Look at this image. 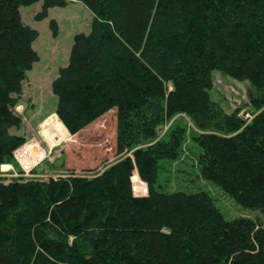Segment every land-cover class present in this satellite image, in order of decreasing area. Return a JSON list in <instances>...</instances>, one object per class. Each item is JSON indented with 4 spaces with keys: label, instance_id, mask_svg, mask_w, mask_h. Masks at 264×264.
I'll list each match as a JSON object with an SVG mask.
<instances>
[{
    "label": "trees",
    "instance_id": "obj_1",
    "mask_svg": "<svg viewBox=\"0 0 264 264\" xmlns=\"http://www.w3.org/2000/svg\"><path fill=\"white\" fill-rule=\"evenodd\" d=\"M39 1L0 0V264H264L259 218L227 219L207 192L157 187L184 137L177 126L160 138L162 127L184 114L199 130L201 176L264 212V0H76L93 20L52 82L55 113L75 134L115 109L120 158L92 177L8 179L2 167L27 141L16 108L40 58L20 9ZM70 2L43 0L35 19ZM214 70L249 82L250 121L211 98ZM37 147L23 155L40 160ZM135 171L147 195H135Z\"/></svg>",
    "mask_w": 264,
    "mask_h": 264
},
{
    "label": "rangeland",
    "instance_id": "obj_2",
    "mask_svg": "<svg viewBox=\"0 0 264 264\" xmlns=\"http://www.w3.org/2000/svg\"><path fill=\"white\" fill-rule=\"evenodd\" d=\"M42 2L43 0L22 6L20 9L23 20L39 31L33 46L40 58L28 71L27 78L23 82L21 104L16 108L17 113L22 117L23 125L14 132L27 137L23 145L36 144L38 149L45 151V155L37 161L36 154L21 156L23 149L21 155L14 154V163L2 165V175L8 179L19 176L49 179L67 177L71 174L92 177L120 158L116 144V110L108 111L75 134H71L62 122L69 136L66 138L67 132L65 138L54 145L51 140L54 132H60V122L53 120L56 121L55 126L49 128L48 133L44 132V123L51 115L56 114L57 98L52 91V82L58 76L60 68L65 67L69 62L75 35L80 32H90L93 13L84 3L75 0L66 7L51 8L48 17L36 20L35 15L40 11ZM52 20L57 21L56 33L52 27ZM212 78L211 98L226 112L239 108L240 115L250 121L257 111L250 105L249 82L233 78L220 70H214ZM177 126L184 129L180 156L173 161H163L158 174L157 187L168 191L207 192L227 219L259 218L264 223V212L243 207L218 185L201 176L198 165L201 147L194 138L199 130L188 116L184 114L174 116L162 127L160 138H167L171 130ZM134 177L137 178L133 183L136 194L147 195L146 182L140 178L137 171Z\"/></svg>",
    "mask_w": 264,
    "mask_h": 264
},
{
    "label": "bare ground",
    "instance_id": "obj_3",
    "mask_svg": "<svg viewBox=\"0 0 264 264\" xmlns=\"http://www.w3.org/2000/svg\"><path fill=\"white\" fill-rule=\"evenodd\" d=\"M55 119H57L58 120V122H60V124H62L61 123V121L59 120V118H58V116L56 115V114H53V115H51L49 118H48V120L47 121H49V122H51L52 120H55ZM63 125V124H62ZM64 126V125H63ZM66 129V128H65ZM67 130V129H66ZM68 132V131H67ZM45 133H48V131L47 132H45ZM55 134V133H54ZM68 136V135H67ZM67 138V137H66Z\"/></svg>",
    "mask_w": 264,
    "mask_h": 264
},
{
    "label": "built area",
    "instance_id": "obj_4",
    "mask_svg": "<svg viewBox=\"0 0 264 264\" xmlns=\"http://www.w3.org/2000/svg\"><path fill=\"white\" fill-rule=\"evenodd\" d=\"M26 147V145H23V146H21V147H19L15 152H14V154L17 156V155H21V156H23V153H21L20 154V152H22V150L24 149ZM25 155V154H24ZM20 157V156H19ZM134 193H135V195H137L136 194V192H135V189H134Z\"/></svg>",
    "mask_w": 264,
    "mask_h": 264
},
{
    "label": "crops",
    "instance_id": "obj_5",
    "mask_svg": "<svg viewBox=\"0 0 264 264\" xmlns=\"http://www.w3.org/2000/svg\"><path fill=\"white\" fill-rule=\"evenodd\" d=\"M72 2H75V0H71V2H70V3H72Z\"/></svg>",
    "mask_w": 264,
    "mask_h": 264
}]
</instances>
